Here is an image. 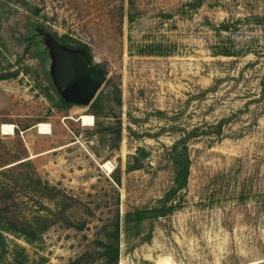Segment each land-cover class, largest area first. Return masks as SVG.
<instances>
[{
  "label": "rangeland",
  "instance_id": "rangeland-1",
  "mask_svg": "<svg viewBox=\"0 0 264 264\" xmlns=\"http://www.w3.org/2000/svg\"><path fill=\"white\" fill-rule=\"evenodd\" d=\"M55 45L100 74L88 104ZM258 51L264 0H0V226L18 228L0 229V264H264Z\"/></svg>",
  "mask_w": 264,
  "mask_h": 264
},
{
  "label": "water",
  "instance_id": "water-1",
  "mask_svg": "<svg viewBox=\"0 0 264 264\" xmlns=\"http://www.w3.org/2000/svg\"><path fill=\"white\" fill-rule=\"evenodd\" d=\"M55 49L57 60L63 67L61 82L68 98L79 104H88L100 86V75L93 71L89 58L81 50L67 52L56 45Z\"/></svg>",
  "mask_w": 264,
  "mask_h": 264
},
{
  "label": "trees",
  "instance_id": "trees-1",
  "mask_svg": "<svg viewBox=\"0 0 264 264\" xmlns=\"http://www.w3.org/2000/svg\"><path fill=\"white\" fill-rule=\"evenodd\" d=\"M81 51L86 52L83 48H80ZM264 52H255V54H261ZM87 54V52L85 53ZM223 54L225 55H229L230 52L228 50H224ZM97 74L98 72L95 71ZM100 75V74H98ZM220 126V125H219ZM167 151L170 152V155L172 156V166H173V171H174V177H173V183L172 186L170 187V191L171 192H176L178 191L180 188H182L183 186H185L186 184V178H187V170H188V157H187V153H186V146L184 144V141H175L171 146H169L167 148ZM164 207V208H163ZM161 209L159 208L158 210H156L158 213L163 212L168 206H163ZM166 207V208H165ZM173 206H169L168 208H171ZM150 210H148V212H144V213H149ZM135 214L137 215L138 218H140L141 216L139 215L140 212H135ZM7 225L4 226H0V229L5 230V231H9V230H15L18 229L16 226H14L13 224L10 223H6ZM30 227H32V225L28 224ZM48 225V224H47ZM36 230L38 228H35ZM118 231V223L116 224V232ZM1 234V233H0ZM24 235L28 238H35L37 235H35V233L32 231L31 233H24ZM31 237V238H30ZM114 255L107 259L108 262H115L116 261V256H117V245L114 247ZM79 259H76L72 264H77Z\"/></svg>",
  "mask_w": 264,
  "mask_h": 264
},
{
  "label": "bare ground",
  "instance_id": "bare-ground-1",
  "mask_svg": "<svg viewBox=\"0 0 264 264\" xmlns=\"http://www.w3.org/2000/svg\"><path fill=\"white\" fill-rule=\"evenodd\" d=\"M78 119L82 125H92L93 124V116L91 114L81 113L76 118ZM37 130L39 133L43 134H50L51 128L50 125L46 122H38L35 124ZM1 131L5 134H13L14 133V125L12 123H1ZM33 155H30L28 158L32 157ZM101 166L107 170H111V162L109 160L103 161L101 163ZM165 264H171L170 262H166Z\"/></svg>",
  "mask_w": 264,
  "mask_h": 264
}]
</instances>
